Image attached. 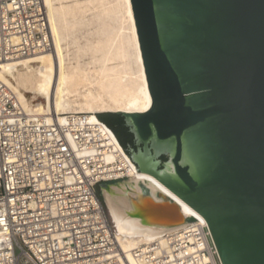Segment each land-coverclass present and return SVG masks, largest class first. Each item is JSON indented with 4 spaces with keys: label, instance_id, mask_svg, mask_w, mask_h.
<instances>
[{
    "label": "water",
    "instance_id": "1",
    "mask_svg": "<svg viewBox=\"0 0 264 264\" xmlns=\"http://www.w3.org/2000/svg\"><path fill=\"white\" fill-rule=\"evenodd\" d=\"M132 5L153 101L110 112L134 135L131 156L109 128L138 172L204 216L220 264H264V0ZM131 203L148 223L195 220L162 192Z\"/></svg>",
    "mask_w": 264,
    "mask_h": 264
},
{
    "label": "built area",
    "instance_id": "2",
    "mask_svg": "<svg viewBox=\"0 0 264 264\" xmlns=\"http://www.w3.org/2000/svg\"><path fill=\"white\" fill-rule=\"evenodd\" d=\"M52 43L43 0H0V65ZM128 171L87 115L25 112L0 80V264H220L201 222L123 248L97 188Z\"/></svg>",
    "mask_w": 264,
    "mask_h": 264
},
{
    "label": "bare ground",
    "instance_id": "3",
    "mask_svg": "<svg viewBox=\"0 0 264 264\" xmlns=\"http://www.w3.org/2000/svg\"><path fill=\"white\" fill-rule=\"evenodd\" d=\"M52 50L0 65V80L22 110L32 114H85L100 125L111 148L122 152L128 177L103 186L108 216L128 252L163 232L208 222L196 209L149 173L138 172L111 129L95 113L144 112L152 105L132 0H43ZM85 30V31H83ZM67 45H73L69 49ZM88 57V61L84 59ZM31 94V96H30ZM39 100L34 103V100ZM110 158V156L108 157ZM149 191L176 200L192 222L175 227L148 223L133 214L131 198ZM132 261L131 256H128Z\"/></svg>",
    "mask_w": 264,
    "mask_h": 264
},
{
    "label": "trees",
    "instance_id": "4",
    "mask_svg": "<svg viewBox=\"0 0 264 264\" xmlns=\"http://www.w3.org/2000/svg\"><path fill=\"white\" fill-rule=\"evenodd\" d=\"M98 116L108 127L114 131L125 151L131 156L132 148L135 147V139L134 135L130 131V128L125 125L126 123L124 121V117L122 115L113 114L110 112L99 114ZM162 159L166 160V157L163 156ZM98 195L103 202L100 192H98Z\"/></svg>",
    "mask_w": 264,
    "mask_h": 264
},
{
    "label": "rangeland",
    "instance_id": "5",
    "mask_svg": "<svg viewBox=\"0 0 264 264\" xmlns=\"http://www.w3.org/2000/svg\"><path fill=\"white\" fill-rule=\"evenodd\" d=\"M83 31H85V30H83ZM67 47L72 50L74 46L73 45H67ZM84 60L88 61V57H86ZM30 96H31V94H30ZM38 102H39L38 98L34 100V103H38ZM105 113H108V112H105ZM120 181H122V180H120ZM115 182H119V181H115ZM115 182H106V183L100 184L97 188V191L100 192L102 195L104 207L106 208V210L108 212H109V207H108V204H107L105 197H104L103 186L110 185V184L115 183Z\"/></svg>",
    "mask_w": 264,
    "mask_h": 264
},
{
    "label": "flooded vegetation",
    "instance_id": "6",
    "mask_svg": "<svg viewBox=\"0 0 264 264\" xmlns=\"http://www.w3.org/2000/svg\"><path fill=\"white\" fill-rule=\"evenodd\" d=\"M124 121H125V120H124ZM125 125H126V124H125ZM132 149H135V150L137 149V146H136V144H135V147H134V148H132Z\"/></svg>",
    "mask_w": 264,
    "mask_h": 264
}]
</instances>
